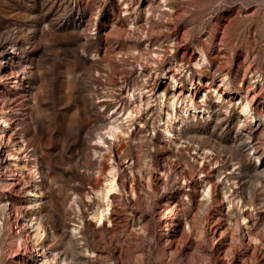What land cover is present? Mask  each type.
Listing matches in <instances>:
<instances>
[{
  "label": "rangeland",
  "instance_id": "1",
  "mask_svg": "<svg viewBox=\"0 0 264 264\" xmlns=\"http://www.w3.org/2000/svg\"><path fill=\"white\" fill-rule=\"evenodd\" d=\"M2 74L0 108L22 148L12 156L0 146V264H41L42 252L70 264H264V122L238 106L240 94L254 95L264 111V0H0ZM177 90L195 91L190 121L203 127L180 123L176 104L167 137L171 110L158 94ZM135 106L141 117L125 123ZM114 108L128 134L111 148L119 191L97 226L90 216L111 160L93 143ZM33 216L49 232L34 255L18 233Z\"/></svg>",
  "mask_w": 264,
  "mask_h": 264
},
{
  "label": "bare ground",
  "instance_id": "2",
  "mask_svg": "<svg viewBox=\"0 0 264 264\" xmlns=\"http://www.w3.org/2000/svg\"><path fill=\"white\" fill-rule=\"evenodd\" d=\"M124 10H121V12ZM131 26L135 29H139V27L142 29V27L137 24V23H131ZM125 28H122L120 30V36L122 34L125 33ZM125 35V34H124ZM123 36V35H122ZM28 37V35L26 36ZM116 58H114L111 62L113 64L117 63L120 61V58H118L117 56H115ZM206 61V57L204 56V54H200V56L198 57L197 61L195 62L197 65H202L204 62ZM149 76V74L147 75V77ZM110 74L108 75V80H110ZM1 81L3 83H5V77L4 74H2L0 76ZM14 84L12 85V88L17 87V85H20L21 81L18 78H14ZM202 86L206 87L207 92H204L203 96H205L206 98H209V94L211 92V85L207 84V83H202ZM226 85L224 83H221V81L219 82V84L216 86V88H214V91L217 93L219 88H225ZM151 92V96L153 97L154 95L157 94V91L154 88H150L149 90ZM247 93V91H246ZM218 94V93H217ZM220 94H218V96H216V99H219ZM197 96L195 97V91H193L189 96H184V92H182L181 90H177V93H170V95L167 97L166 94L164 92H161L158 94V107L162 108L165 104L168 105L169 109L171 110V112H167L166 116L167 119L164 122V135L169 137V135H171V125L170 122L172 120V115L174 114V112H177L176 109V104H178L179 107V112L180 115L179 120L180 123L184 124V125H188L190 121V113L193 109L195 108H199L201 106L200 103H198V101L196 100ZM223 99V98H222ZM106 101H108V99H105ZM254 95H251L250 97L247 96L246 94H240V101L238 103L239 106V110H240V115L244 116V118L247 119H251L253 117H260L262 119V121L264 122V111L258 112L257 108L254 105ZM205 104L207 105V101L204 100V107L206 108ZM222 104V100L220 101V104H217V106H221ZM104 104H102L103 106ZM223 106V104H222ZM6 110V109H5ZM4 108H0V122L3 124H0V146H2V148H9L8 151L10 153V155L15 156L16 153L18 152L21 148V142L20 140H18L17 138H15L14 136H12V134L10 133V128L6 129V127H10L11 126V118L9 116V112L8 110L5 111ZM259 110H262L259 109ZM118 108H114L112 111L111 116L109 117V121L107 122L106 126L103 128V132H98L96 134L95 137V142L93 143L94 148H93V153L97 154V158H102L103 160H105L106 162L108 160H111V162H109L108 164H106V179L105 182L102 186V188L98 191H96V196L98 198V205L93 209L90 219L97 225L99 226L101 223H103L104 221H109L110 220V214H111V205H112V196L117 194L119 191V187H118V183H117V168L114 164V159L110 156V154L112 153V146L116 145L118 142H121V140L123 139V134H128L127 130H123V123H119L118 122V118L113 117L114 114L118 113ZM140 112L138 107H134L133 109H127L126 111H124L122 113L125 114L124 115V122L125 123H130L133 119L138 120L139 117H141V115H137ZM140 122V121H138ZM191 127H195V126H201L203 127V123L197 119L196 120V125H194L192 122L190 123ZM130 127V125L128 124L127 128ZM94 140V139H93ZM23 141V140H22ZM205 146H203L202 148H204ZM5 150V149H4ZM7 151V150H6ZM24 152V151H23ZM19 157V156H17ZM215 158L213 157V160ZM17 165H20L19 163H17ZM23 167H26L24 164L22 165ZM33 172H36L37 168L35 166H31ZM30 168V169H31ZM129 172H132V169L130 167H128ZM168 167L161 165L160 167V172L163 175V177H165L166 179H168L170 176V172H169ZM204 170H201V172H203ZM32 172V173H33ZM177 175V173H176ZM130 177V176H129ZM179 177V176H178ZM184 180L186 182V178L184 176H181L177 179V180ZM129 182L132 183L133 182V177L131 176L129 179ZM131 191H133L132 186L130 187ZM28 192L30 195H32V197H34V199L32 200V202H36L37 200H40L41 195H42V191L40 190L39 187L34 186L28 189ZM202 195L205 198H208L210 196V184L208 182L205 183V185L202 188ZM35 197H39L38 199H36ZM4 205H2L3 207ZM16 211H18L19 214H21L22 212L19 211L18 209L15 208ZM177 214V208L174 205H170L168 206V211L165 214L163 220H164V228L162 233L164 235H166L168 232L171 231V220L173 218H175ZM26 217V216H24ZM30 217V216H29ZM27 221L22 222L19 225V231L18 233L20 234V238L22 239V241H30L31 243L33 242V246L30 248V254L34 255L35 252V248H37L42 242L40 243H36L39 239H42L44 237H46L47 235H49V232H46V230L43 228V226L41 225V222L38 218V216H33V218H27ZM242 220L245 222L246 224V232H247V236L249 238V240H253V236L251 234V230L249 229L251 227V225L248 224L247 220V216H242ZM30 221V228L32 229L31 232H27L28 230V225ZM185 226L188 229L189 228V223L185 221ZM54 235V234H53ZM215 239H219L214 237ZM40 249H42L43 251H45L46 249H48L47 247H44V245H40L39 247ZM39 249V250H40ZM52 254V253H51ZM51 254L49 252H47V254H45L44 252H42V261L41 264H70L65 258H61V255L59 258H57L56 256L53 257L51 256ZM55 255H58V252L55 253ZM21 261L23 260H15V263H21ZM33 263V259H27L26 262H23V264H32Z\"/></svg>",
  "mask_w": 264,
  "mask_h": 264
}]
</instances>
